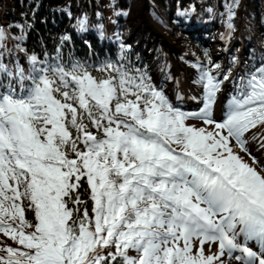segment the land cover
I'll list each match as a JSON object with an SVG mask.
<instances>
[{
	"label": "snow or ice",
	"instance_id": "1",
	"mask_svg": "<svg viewBox=\"0 0 264 264\" xmlns=\"http://www.w3.org/2000/svg\"><path fill=\"white\" fill-rule=\"evenodd\" d=\"M29 62L27 74L0 64L14 77L0 83V234L11 241H0V264H224L237 252L238 264H264V167L246 147L264 127V62L219 120L222 82L210 69L204 107L185 113L123 64L97 77ZM206 243L219 251L205 255Z\"/></svg>",
	"mask_w": 264,
	"mask_h": 264
},
{
	"label": "trees",
	"instance_id": "2",
	"mask_svg": "<svg viewBox=\"0 0 264 264\" xmlns=\"http://www.w3.org/2000/svg\"><path fill=\"white\" fill-rule=\"evenodd\" d=\"M140 2L164 33L179 37L182 47H197L204 70L212 74L218 70L213 65L225 64L230 71V64L239 63L245 76L264 62V0H0V29L6 34L0 41V64L27 74L29 57L35 55L46 64H80L97 77L105 75L98 70L105 63L123 64L137 75L146 74L164 94L152 71L165 68V46L157 41L145 54L141 35L129 27L132 7ZM213 41L220 50L215 63L209 54ZM9 79L14 77L0 74V83L7 85ZM85 188L82 199L90 205ZM26 218L34 220V214L26 212ZM0 241L11 243L2 234Z\"/></svg>",
	"mask_w": 264,
	"mask_h": 264
},
{
	"label": "rangeland",
	"instance_id": "3",
	"mask_svg": "<svg viewBox=\"0 0 264 264\" xmlns=\"http://www.w3.org/2000/svg\"><path fill=\"white\" fill-rule=\"evenodd\" d=\"M142 4L143 3L140 2L132 7V12L129 16V27L133 32L141 35V39L146 44V49L144 50L145 54L151 53L149 48L157 41H160L165 46V68L160 67L152 71L155 83L163 89L165 96L174 107L179 108L185 113H199L200 109L204 107V100H202L204 98V89L203 82L200 79L201 72L205 68L204 58L201 56L198 48L194 45L188 43L186 47H182L179 37L174 38L171 34L164 33L159 24L154 22L144 12ZM219 51V45L216 41L210 43L209 54L214 57L211 59H215L212 62L215 63L217 61L220 55ZM211 63L209 62V64ZM195 65H199L200 67L198 68ZM229 67L231 68L230 71H228L226 65L223 64L218 70L213 71V75L222 82L220 91L217 94L216 102L212 108V117L217 120L223 116V109L229 104L232 96L237 91L240 78L244 76V69L239 63L230 64ZM187 75L190 77H187ZM224 75H228L229 79L224 80ZM232 76H234L233 79ZM231 79L232 82L237 79V82H235V85L232 88L224 90V85ZM185 80L196 83L197 89L190 94V100L181 97L175 99L177 90L179 88L181 89L182 83ZM186 123L195 127L209 128L210 130V127L204 125L202 120L198 118H191L186 121ZM253 137H255V139ZM262 138H264V127H257L246 134V147L250 151L251 156L255 157L260 167H264V148L261 147V144L264 143V139ZM234 151L239 152V149L234 147ZM239 154L244 158L245 162L252 164V160L249 156L243 152H239ZM248 243L249 246L253 248V244L251 242ZM193 244L195 247H199L198 240H194ZM203 247L205 255H214L219 251L217 243H206ZM237 254L240 253H234L233 257H229L225 254L222 258L224 264H237L238 262L234 259V256ZM130 255H135V252L132 251Z\"/></svg>",
	"mask_w": 264,
	"mask_h": 264
},
{
	"label": "bare ground",
	"instance_id": "4",
	"mask_svg": "<svg viewBox=\"0 0 264 264\" xmlns=\"http://www.w3.org/2000/svg\"><path fill=\"white\" fill-rule=\"evenodd\" d=\"M189 75H187L188 77ZM190 77V76H189ZM234 78V76H232V79ZM232 79L229 80L227 82V84L224 85L223 89L224 90H227V89H230L232 88L234 85H235V82H237V79L236 81L232 82ZM197 89V85L196 83L194 82H190L188 80H185L183 83H182V86H181V89L179 88L177 90V93H176V97L175 99H178V98H184V99H187V100H190V94L195 92V90ZM174 99V98H173ZM252 244L255 245V247H253V249H256L257 251H259V246L255 244V242H251ZM238 264V263H237Z\"/></svg>",
	"mask_w": 264,
	"mask_h": 264
}]
</instances>
